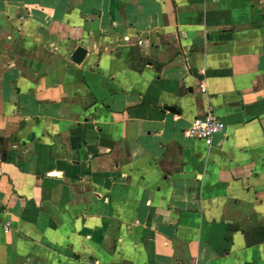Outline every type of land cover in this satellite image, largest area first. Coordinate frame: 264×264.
<instances>
[{"label": "crops", "instance_id": "1", "mask_svg": "<svg viewBox=\"0 0 264 264\" xmlns=\"http://www.w3.org/2000/svg\"><path fill=\"white\" fill-rule=\"evenodd\" d=\"M0 264H264V0H0Z\"/></svg>", "mask_w": 264, "mask_h": 264}, {"label": "built area", "instance_id": "2", "mask_svg": "<svg viewBox=\"0 0 264 264\" xmlns=\"http://www.w3.org/2000/svg\"><path fill=\"white\" fill-rule=\"evenodd\" d=\"M225 123L213 113H207L203 117L194 119L186 129L185 136L192 139L202 140L211 145L216 134L223 131Z\"/></svg>", "mask_w": 264, "mask_h": 264}]
</instances>
